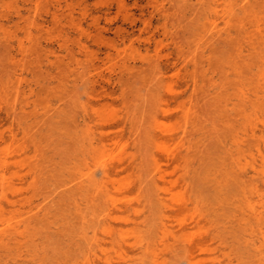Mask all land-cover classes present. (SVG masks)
I'll return each mask as SVG.
<instances>
[{
	"label": "rangeland",
	"instance_id": "obj_1",
	"mask_svg": "<svg viewBox=\"0 0 264 264\" xmlns=\"http://www.w3.org/2000/svg\"><path fill=\"white\" fill-rule=\"evenodd\" d=\"M205 1L0 0V159L9 160L0 177L14 202L0 200V227L9 220L22 231L0 244V264H74L93 191L73 179L103 172L117 220L112 238L99 237L113 264H189L184 249L197 240L206 248L194 264H257L248 242L260 224L249 206L264 210V157L245 156L262 191L246 203L232 183L243 166L217 155L219 135L242 127L228 112L236 96H218L236 73H212V83L196 74L194 88L179 53L196 55L199 72L218 68L221 49L212 64L206 54L225 32L222 18L202 40L192 35ZM240 21L264 27V18ZM250 63L249 115L264 141V53Z\"/></svg>",
	"mask_w": 264,
	"mask_h": 264
},
{
	"label": "bare ground",
	"instance_id": "obj_2",
	"mask_svg": "<svg viewBox=\"0 0 264 264\" xmlns=\"http://www.w3.org/2000/svg\"><path fill=\"white\" fill-rule=\"evenodd\" d=\"M238 6V8H237ZM242 11V16L237 14V10ZM259 10H262L260 13ZM21 14H19L20 17ZM222 18L224 24V33L216 32L213 36L216 44L212 45L209 49L207 59L211 62L212 57H216L214 50L218 47L221 49L217 61L219 62L218 68L213 66L210 68H202V72H199V64L197 62V56L188 55L180 50V55L183 57L182 60L184 64L189 66L192 63L193 70L190 72L192 75V82L194 88L198 84L196 79V74L198 76H203L207 81L212 83L214 80V75L224 74L228 70H232L236 73L235 78L237 80L232 81L225 76L223 78L226 88L223 91L218 92L220 97H231L236 96L237 102L229 103L231 106L228 109L230 116L232 118H239L242 127L240 129L228 130L231 134H224L222 138L218 137L220 147H218L217 155L221 159L222 165H228L232 163L235 166L242 165L240 167L241 172L236 176H233L232 183L234 188L238 190L235 196H240L245 199L246 203H249V197L256 193L261 196L262 191L253 183L254 174H257L259 169H257L254 163L251 161L254 156V150L263 159L260 147L264 145V141L257 135L256 124L253 122L249 115V107L252 106L253 101L251 99L249 85L252 81V74L250 73L252 63L251 60L255 56L264 53V27L262 22L255 21L253 23H248L240 21L236 23V18H264V0H207L204 3V8H198L196 12V18H191V21L197 24V29L192 32V35L199 37L197 41L204 38L203 32H214L217 28L218 19ZM230 28L227 30L226 28ZM231 28H234L232 30ZM236 28V29H235ZM190 35V31L187 30ZM213 34V33H212ZM200 45V44H199ZM199 48L197 47V50ZM220 51V50H219ZM204 56V55H203ZM202 57V54L201 56ZM237 59V60H236ZM241 62V65L239 63ZM212 64V62H211ZM201 65V62H200ZM204 67L203 65H201ZM198 71V73H197ZM214 73V75H212ZM256 78L260 76L258 73L255 74ZM204 79L201 80L203 82ZM200 82V83H201ZM224 84V85H225ZM223 85V86H224ZM230 91L232 93L230 94ZM228 106V105H227ZM226 123H229L227 121ZM3 133L0 132V137L2 138ZM7 150L10 146H6ZM245 156L251 158L249 160ZM241 157L244 158V163L241 164ZM17 161V160H16ZM16 161H13L15 163ZM9 163L7 158L0 159V166H6ZM249 166L251 172H248L245 168ZM86 176V180H82L79 176L78 179H73L76 181V187H80L84 183L89 184L92 189V195L85 199V207L89 209L92 206L90 212V218L82 217L83 228L79 233L77 240H72V245L75 246L74 264H96V260H100L101 264H113L111 258L108 257L107 251L104 249V243L99 237V233L104 234L108 238H112L114 235L115 227L109 223V220H117L115 215L116 203L114 199L109 196L107 192V185L111 182L109 172H103L102 180H96L93 176H88L87 174H81ZM163 177V176H161ZM155 187L158 190H163L156 183ZM6 182L4 181V176L0 177V200H6L10 204H13V200H10L5 193ZM263 198V197H262ZM250 214L255 216V220L260 224L258 228L259 235L254 241L248 242V246H254V249H250L252 252L249 254L248 258L255 261L257 264H264V227L262 223L263 211L257 212L252 204L249 206ZM2 207L0 205V212ZM77 214L82 216L80 209H76ZM115 215V216H114ZM165 218L166 216H160ZM4 220L0 218V224ZM5 225V223L3 224ZM7 228L0 227V244L7 246L13 239H17L22 234L19 230V226L11 225L9 220H7ZM87 229H90L92 236H89ZM72 239V238H71ZM206 245L203 240H197L194 242L193 246H188L184 249L187 256V261L189 264H194V259L196 256L193 255L195 250L205 251ZM155 258V257H154ZM202 260V259H200ZM199 261V260H198ZM151 264H160L158 259H152Z\"/></svg>",
	"mask_w": 264,
	"mask_h": 264
}]
</instances>
